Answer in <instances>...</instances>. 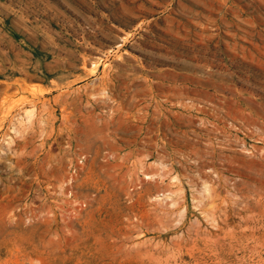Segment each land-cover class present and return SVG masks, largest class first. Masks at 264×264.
I'll use <instances>...</instances> for the list:
<instances>
[{"label":"rangeland","instance_id":"rangeland-1","mask_svg":"<svg viewBox=\"0 0 264 264\" xmlns=\"http://www.w3.org/2000/svg\"><path fill=\"white\" fill-rule=\"evenodd\" d=\"M0 264H264V0H0Z\"/></svg>","mask_w":264,"mask_h":264},{"label":"bare ground","instance_id":"bare-ground-1","mask_svg":"<svg viewBox=\"0 0 264 264\" xmlns=\"http://www.w3.org/2000/svg\"><path fill=\"white\" fill-rule=\"evenodd\" d=\"M223 170V169H222ZM222 174V173H221Z\"/></svg>","mask_w":264,"mask_h":264}]
</instances>
